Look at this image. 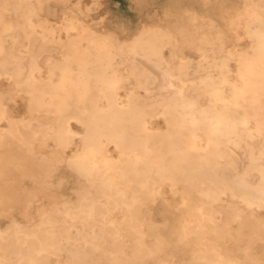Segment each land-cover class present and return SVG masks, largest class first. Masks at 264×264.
I'll use <instances>...</instances> for the list:
<instances>
[{
    "label": "bare ground",
    "instance_id": "bare-ground-1",
    "mask_svg": "<svg viewBox=\"0 0 264 264\" xmlns=\"http://www.w3.org/2000/svg\"><path fill=\"white\" fill-rule=\"evenodd\" d=\"M193 1L222 9L123 39L98 0H0V264H264V0L230 48L240 9Z\"/></svg>",
    "mask_w": 264,
    "mask_h": 264
},
{
    "label": "rangeland",
    "instance_id": "rangeland-1",
    "mask_svg": "<svg viewBox=\"0 0 264 264\" xmlns=\"http://www.w3.org/2000/svg\"><path fill=\"white\" fill-rule=\"evenodd\" d=\"M69 1H71L72 6H75L77 2V0H69ZM83 1H84L83 7H85L89 5V3L92 0H90V2L89 0H83ZM98 1H99V8L96 10V13L101 15L102 17H106V19L109 20V25L115 28L116 33L119 35L120 38H123V39L131 38L130 36L133 34V32H135V30L139 28L141 24L144 22H147V23L164 22V11L166 8H169V7L172 8L173 14H177L178 10L182 8H188V9H196L201 14H208L210 12L212 15H215L216 17H218L222 9L220 8V5H214V4L213 5L206 4V5L199 6L193 0H135V3H134L135 5H131L130 4L131 1L129 3L128 0H98ZM231 2H227L224 6L228 9L234 8V9H240L241 11V17L239 20L236 21L235 29L234 30L228 29L226 26H224L222 20L218 19L217 21L220 26L222 27L224 26L223 30L228 35V38H229V44H228L229 48L231 47V44L236 41L240 43V45L247 47L250 45V40L247 38V36H245V32H244V22L245 21L244 20L250 17L252 8H246L241 0H232ZM148 19L150 20L148 21ZM235 34L238 35L240 39H238ZM125 51L126 49L120 48V50L117 51L119 54L118 57L121 56L120 54L125 53ZM187 55L191 56L193 59H199L198 55H196L193 52H187ZM194 66H195V63L192 64V67ZM233 70H234V66H233ZM229 80H230V84L237 83V80L234 76H230ZM130 81H132V79H130ZM176 84L177 83H175L174 81L172 89L169 91L168 94H173L174 92L178 90V87ZM224 90H225L224 93L226 95L229 94L230 85L229 84L228 86L226 85ZM161 91L162 90L156 89L153 91V93L150 96L143 97V99L145 100V103L148 104L147 109L151 110L154 113H157L159 111V107L157 106V104H155V101L159 99V92ZM201 103L203 104L204 107L206 106L214 107L217 105L216 101L209 99V98L205 99ZM243 168H245V166L241 164L239 167V170H242ZM58 177H65L66 179L62 189L58 191V194H64L70 198H74L72 194V189L75 186V176L70 171H68L66 168H62L60 173L55 175V179L57 180ZM27 181L29 180H25L22 182V184L26 187L30 186L31 184L30 181L29 182ZM166 197L168 201L172 204V208H173L174 200L168 190H166ZM32 211L34 212V209ZM153 212H154V219L158 222L161 221L164 216H167V217L170 216L169 214L162 213L160 204H157L153 208ZM13 215L18 220L23 221L22 217L20 216L19 207H17L14 210ZM7 222L8 221L6 219H0V227L3 228L4 226H6ZM260 247L261 245L257 247V250H260L261 249Z\"/></svg>",
    "mask_w": 264,
    "mask_h": 264
},
{
    "label": "crops",
    "instance_id": "crops-1",
    "mask_svg": "<svg viewBox=\"0 0 264 264\" xmlns=\"http://www.w3.org/2000/svg\"><path fill=\"white\" fill-rule=\"evenodd\" d=\"M129 1V3H130V1H131V5H135L134 3H135V0H128ZM134 1V2H133Z\"/></svg>",
    "mask_w": 264,
    "mask_h": 264
}]
</instances>
